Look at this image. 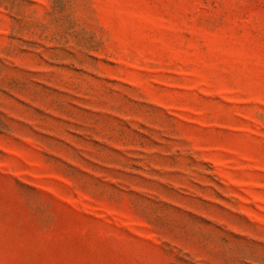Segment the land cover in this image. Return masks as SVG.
I'll return each mask as SVG.
<instances>
[{"label": "rangeland", "instance_id": "obj_1", "mask_svg": "<svg viewBox=\"0 0 264 264\" xmlns=\"http://www.w3.org/2000/svg\"><path fill=\"white\" fill-rule=\"evenodd\" d=\"M0 264H264V0H0Z\"/></svg>", "mask_w": 264, "mask_h": 264}]
</instances>
